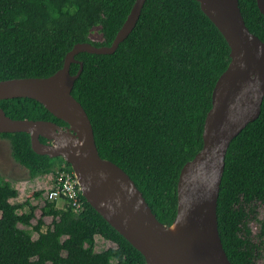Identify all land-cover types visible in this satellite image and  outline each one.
<instances>
[{
  "label": "trees",
  "instance_id": "16d2710c",
  "mask_svg": "<svg viewBox=\"0 0 264 264\" xmlns=\"http://www.w3.org/2000/svg\"><path fill=\"white\" fill-rule=\"evenodd\" d=\"M136 0H0V80L48 77L75 44L110 46ZM249 30L264 41L257 0H239ZM99 27L102 41L91 32ZM224 35L197 0H146L140 19L113 54L81 52L84 67L73 95L87 111L100 155L134 180L159 221L177 215L183 166L203 147L207 113L220 75L231 61ZM79 63L71 65L76 74ZM13 119L67 125L31 98L0 100ZM31 178L68 170L63 157L36 153L26 132L0 133ZM43 142L47 139L41 138ZM37 190L13 203L19 190L0 173V264H146L144 255L79 191L82 209L44 195L36 225ZM29 209L26 210V206ZM264 101L259 117L231 142L218 199V226L232 264H260L264 252ZM45 216L52 225L43 230ZM258 223L254 233L252 223ZM38 233L34 238L27 228ZM115 244L96 250V237Z\"/></svg>",
  "mask_w": 264,
  "mask_h": 264
},
{
  "label": "water",
  "instance_id": "95a60500",
  "mask_svg": "<svg viewBox=\"0 0 264 264\" xmlns=\"http://www.w3.org/2000/svg\"><path fill=\"white\" fill-rule=\"evenodd\" d=\"M197 1L228 42L231 61L213 90L203 147L180 172L171 225L159 221L123 168L100 155L92 121L72 93L84 67L76 56L113 54L134 30L146 0L135 1L110 46L77 43L51 76L0 80V100L35 99L67 123L13 119L0 107V133L26 132L36 153L68 161L87 201L144 255L146 264H232L218 226L226 155L233 139L259 117L264 101V41L249 30L239 0ZM257 3L264 15V0ZM73 63L80 64L76 74Z\"/></svg>",
  "mask_w": 264,
  "mask_h": 264
},
{
  "label": "rangeland",
  "instance_id": "374dc122",
  "mask_svg": "<svg viewBox=\"0 0 264 264\" xmlns=\"http://www.w3.org/2000/svg\"><path fill=\"white\" fill-rule=\"evenodd\" d=\"M91 38L94 41H102L103 35L99 29V27H95L91 32ZM0 173L8 180L13 182L14 186L19 190V196L17 198H13L11 201L13 203H24L33 192L37 190H44L43 198H32L31 203L37 205V210L35 211L36 217L32 219V225H36L38 219L42 216V206L44 205V195L52 189L55 183V174L54 172H50L48 174H43L36 178H31L29 176V172L26 168L20 165L12 156L11 142L8 138H4L0 136ZM62 201L58 202V205L61 204ZM26 210L29 209V205L26 206ZM264 216V206L259 207V217L263 218ZM45 225L43 230L46 231L48 227L52 225L53 217L45 216L43 218ZM21 228H27L32 232L34 238L38 237L37 231L33 229L32 226H26L20 224ZM252 229L255 232L258 230V223H252ZM115 244L109 240L104 239L101 236L96 237V250L102 251L109 247H114ZM260 264H264V252L262 255V259L258 260Z\"/></svg>",
  "mask_w": 264,
  "mask_h": 264
},
{
  "label": "built area",
  "instance_id": "2783aa9c",
  "mask_svg": "<svg viewBox=\"0 0 264 264\" xmlns=\"http://www.w3.org/2000/svg\"><path fill=\"white\" fill-rule=\"evenodd\" d=\"M80 185L75 172L62 170L55 176V183L46 197L53 201L55 199L66 201L72 205L75 211L82 209V201L79 198ZM62 202V204H63Z\"/></svg>",
  "mask_w": 264,
  "mask_h": 264
},
{
  "label": "bare ground",
  "instance_id": "6f19581e",
  "mask_svg": "<svg viewBox=\"0 0 264 264\" xmlns=\"http://www.w3.org/2000/svg\"><path fill=\"white\" fill-rule=\"evenodd\" d=\"M172 229H173V231H175V227H173Z\"/></svg>",
  "mask_w": 264,
  "mask_h": 264
},
{
  "label": "flooded vegetation",
  "instance_id": "af4514ba",
  "mask_svg": "<svg viewBox=\"0 0 264 264\" xmlns=\"http://www.w3.org/2000/svg\"><path fill=\"white\" fill-rule=\"evenodd\" d=\"M62 126L66 127L67 125H62Z\"/></svg>",
  "mask_w": 264,
  "mask_h": 264
}]
</instances>
